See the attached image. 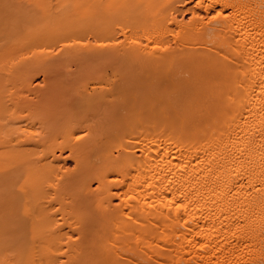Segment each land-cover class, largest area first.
<instances>
[{
	"label": "bare ground",
	"instance_id": "obj_1",
	"mask_svg": "<svg viewBox=\"0 0 264 264\" xmlns=\"http://www.w3.org/2000/svg\"><path fill=\"white\" fill-rule=\"evenodd\" d=\"M0 264H264V0H0Z\"/></svg>",
	"mask_w": 264,
	"mask_h": 264
}]
</instances>
